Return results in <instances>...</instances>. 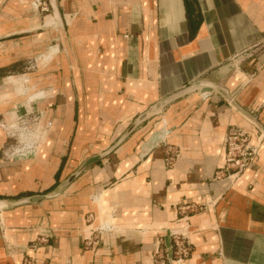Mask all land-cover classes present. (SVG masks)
Returning <instances> with one entry per match:
<instances>
[{
	"label": "crops",
	"instance_id": "0c3cea01",
	"mask_svg": "<svg viewBox=\"0 0 264 264\" xmlns=\"http://www.w3.org/2000/svg\"><path fill=\"white\" fill-rule=\"evenodd\" d=\"M238 104L264 127V0H0V264H158L180 228L181 264H264V129ZM232 125L257 160L217 180Z\"/></svg>",
	"mask_w": 264,
	"mask_h": 264
},
{
	"label": "built area",
	"instance_id": "2783aa9c",
	"mask_svg": "<svg viewBox=\"0 0 264 264\" xmlns=\"http://www.w3.org/2000/svg\"><path fill=\"white\" fill-rule=\"evenodd\" d=\"M25 127L27 125L24 123ZM29 127H27V130ZM226 145V159L224 165L219 168L214 178L217 180L229 178H236L243 174V172L257 160L259 146L253 144L251 141V133L248 129L239 125H232L225 138ZM172 151V150H171ZM176 154L173 152L168 157L169 161H173ZM180 209L185 212H195L204 209L203 204H198L196 202H189L185 205L180 206ZM114 226L106 222L101 226L97 227L98 236H89L87 240V245L91 246L95 243L96 238L102 232H112ZM186 228H180L173 232V245L172 249L165 250L163 244H159L158 249L154 253V258L156 263L165 264L167 261H173L176 263L185 262L192 253V243L188 237ZM97 242V241H96Z\"/></svg>",
	"mask_w": 264,
	"mask_h": 264
},
{
	"label": "bare ground",
	"instance_id": "6f19581e",
	"mask_svg": "<svg viewBox=\"0 0 264 264\" xmlns=\"http://www.w3.org/2000/svg\"><path fill=\"white\" fill-rule=\"evenodd\" d=\"M25 82H29V78H25ZM43 92L39 91L37 93H33L29 96V102L32 100L38 99L39 96H41ZM20 113L16 111H12L9 116L7 117L9 122H11L13 119L19 117ZM8 129L10 130L12 135H17L20 139V145L14 146V149L11 153L13 154H25L28 152H32L37 148V141H38V134L39 129L36 128V130H33L32 128H29L27 130V127L25 125H17L13 124L11 126H8Z\"/></svg>",
	"mask_w": 264,
	"mask_h": 264
},
{
	"label": "water",
	"instance_id": "95a60500",
	"mask_svg": "<svg viewBox=\"0 0 264 264\" xmlns=\"http://www.w3.org/2000/svg\"><path fill=\"white\" fill-rule=\"evenodd\" d=\"M51 3H52V0H49ZM55 17H56V22H57V25H58V27H59V31H60V33H61V37H62V41H63V43H64V47H66L67 48V46H68V43H67V40H66V37H65V30H64V26H63V24H62V21L59 19V16L58 15H56L55 14ZM257 51V50H256ZM256 51H254V52H256ZM254 52H252V53H254ZM251 54V53H250ZM195 87H197V86H193L192 88H195ZM191 87H189V89H190ZM191 88V89H192ZM213 89H216V90H218V91H220L221 93H223L225 96H227L229 99L231 98V100H233L232 98V95L231 94H228L225 90H223V89H221L220 87H217V86H210V85H208V86H203V87H201V92L202 93H207V92H210V91H212ZM182 93V92H181ZM172 98V97H171ZM234 101V100H233ZM234 103L237 105V103L234 101ZM238 106L240 107L239 109L241 110V111H243L244 112V114H246L257 126H259L260 128H263L264 129V127L262 126V124L260 123V121H259V119L253 114V113H251L250 111H248V110H246V109H244L241 105H239L238 104ZM103 156V154H98V155H94V156H91V157H89L84 163H83V165H82V168H85L86 166H88V165H90V164H92L93 162H96V161H98L101 157ZM44 196V195H43ZM37 198H41L42 196H40V195H37L36 196Z\"/></svg>",
	"mask_w": 264,
	"mask_h": 264
},
{
	"label": "rangeland",
	"instance_id": "374dc122",
	"mask_svg": "<svg viewBox=\"0 0 264 264\" xmlns=\"http://www.w3.org/2000/svg\"><path fill=\"white\" fill-rule=\"evenodd\" d=\"M258 52V51H257ZM256 52V53H257ZM18 79H20V81L23 83V87L24 88H26V91H25V95H24V97H25V99H28L29 100V96L31 95V94H33L34 92H36V91H30V92H28V89L27 88H30V87H32L31 85H29V82L28 81H24V78H26V76L25 77H23V76H19V77H17ZM15 87V86H14ZM24 88H22V90L24 91L25 89ZM38 91V90H37ZM31 110V109H30ZM14 111H16V109L14 110ZM33 111V110H32ZM27 116L25 115V117L24 118H26ZM28 117H29V119H32L31 117H34V114H33V112L32 113H30L29 115H28ZM15 124H17V125H23L22 123H16V121L14 122V125ZM29 125V124H28ZM12 143H14V145L16 146V145H18V144H21L20 143V139H19V137L16 135V138H13V142Z\"/></svg>",
	"mask_w": 264,
	"mask_h": 264
}]
</instances>
